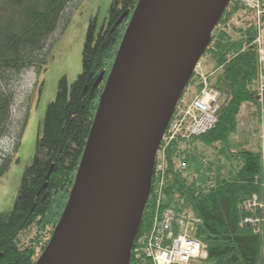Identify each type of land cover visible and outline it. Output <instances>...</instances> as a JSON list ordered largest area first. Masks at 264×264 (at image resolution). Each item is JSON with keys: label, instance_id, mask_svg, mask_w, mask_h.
Returning a JSON list of instances; mask_svg holds the SVG:
<instances>
[{"label": "trees", "instance_id": "obj_1", "mask_svg": "<svg viewBox=\"0 0 264 264\" xmlns=\"http://www.w3.org/2000/svg\"><path fill=\"white\" fill-rule=\"evenodd\" d=\"M138 1L112 0L100 26L96 19L89 20L81 71L71 84L65 77L58 81L12 207L0 213V264H37L47 247L75 182L105 81ZM70 2L0 0V136L11 122L16 80L30 68L39 76L46 70L45 46ZM124 12L126 16L118 22ZM241 14L248 12L239 0L225 4L202 54L210 86L223 95L217 122L199 136L161 142L165 145L162 184L154 169L131 248L142 250L160 195V208L176 214L190 209L198 218L190 227L191 237L205 245L210 264L264 263L261 234L241 225L248 214L242 202L258 192L256 178L261 170L260 128L256 125L252 132L254 141L238 135L242 105L251 103L260 111L256 101L257 52L252 45L256 28L243 20L227 30L230 19ZM100 74L101 81L93 87ZM201 86V79L193 75L182 94L190 88L198 93ZM262 108L264 129V99ZM25 123L17 124L13 149ZM3 154L0 150V175L8 159H3ZM129 264H136L132 253Z\"/></svg>", "mask_w": 264, "mask_h": 264}, {"label": "water", "instance_id": "obj_2", "mask_svg": "<svg viewBox=\"0 0 264 264\" xmlns=\"http://www.w3.org/2000/svg\"><path fill=\"white\" fill-rule=\"evenodd\" d=\"M178 2L138 1L134 13L140 10V14L128 32L134 13L129 21L123 37L124 41L128 34L126 45L122 41L105 81L75 182L37 264H48L68 240L86 202L97 199L103 192L111 194L108 210L76 264H129L160 138L227 0H193L175 35L161 52L160 39ZM126 14L122 13L118 22ZM123 56L127 60L121 70ZM101 79L102 74L93 87ZM108 125L115 126L116 134L106 167L102 135ZM87 151L91 153V165L88 173L82 175Z\"/></svg>", "mask_w": 264, "mask_h": 264}, {"label": "rangeland", "instance_id": "obj_3", "mask_svg": "<svg viewBox=\"0 0 264 264\" xmlns=\"http://www.w3.org/2000/svg\"><path fill=\"white\" fill-rule=\"evenodd\" d=\"M111 2L112 0H71L63 13L59 26L49 37L45 46V51H47L46 70L39 76L34 68H30L22 72L16 80L14 84L15 98L11 106V122L7 131L0 136V150L1 153H4L3 159L8 158L5 170L0 175V213L8 211L12 207L24 169L30 164L35 154L36 142L42 132L45 110L56 96L58 81L65 77L67 83L71 84L81 71V52L89 20L96 19L97 25L100 26L107 16ZM234 18L238 24L249 19L247 14H241L240 18L233 17L231 19ZM230 28L227 26V30ZM232 35L236 36L235 33ZM199 66L205 70L206 58L204 55L200 57ZM194 94L196 93L190 88L183 96L189 99ZM259 112L258 106L251 103L245 104L240 111L238 135L247 142L255 140L256 136L252 132L256 125L261 129ZM253 114L257 115L253 116ZM20 120H25L26 123L19 144L13 149L17 124L22 122ZM260 133L258 135L259 142ZM100 197L101 195L93 201L86 202L81 217L82 213L91 215L90 211L101 201ZM110 201L111 194L104 202L105 209L97 225L104 219ZM87 217H84L85 220ZM97 225L88 243L91 242L98 228ZM88 243L81 253L82 256L74 261L75 264L78 259L84 256Z\"/></svg>", "mask_w": 264, "mask_h": 264}, {"label": "built area", "instance_id": "obj_4", "mask_svg": "<svg viewBox=\"0 0 264 264\" xmlns=\"http://www.w3.org/2000/svg\"><path fill=\"white\" fill-rule=\"evenodd\" d=\"M231 0H227L229 2ZM248 12V21L256 28L253 39L257 52L258 76L256 81V101L260 106L261 133L260 156L261 170L257 176L259 190L242 202V209L248 213L241 220V225L250 226L253 232L261 234L264 240V129H263V99H264V0H239ZM235 19V18H234ZM230 19L228 27L237 25L235 19ZM194 73L201 79L202 86L198 93L189 99L182 97L166 130L162 133V142H170L178 137L199 136L213 128L218 119L222 93L210 86L208 77L199 64ZM154 169L160 175V186L163 177V161L165 145L157 151ZM159 196L142 250L133 247L131 253L136 264H210L207 259L205 245L191 237L190 227L198 222L194 213L187 209L179 214L169 208H160ZM264 246V241H263ZM264 251V249H263ZM264 264V263H263Z\"/></svg>", "mask_w": 264, "mask_h": 264}, {"label": "bare ground", "instance_id": "obj_5", "mask_svg": "<svg viewBox=\"0 0 264 264\" xmlns=\"http://www.w3.org/2000/svg\"><path fill=\"white\" fill-rule=\"evenodd\" d=\"M192 1L193 0H179L176 9L170 19L169 25L160 39L159 50L161 52L165 49V46L168 45L174 33L180 26L182 19L184 18L185 14L188 12V9L191 6ZM139 14H140V10L134 13L130 26L128 28V32L134 26L136 20L138 19ZM127 36H125L123 45H126ZM126 60H127V56H123L121 58V66H120L121 70L123 69ZM115 134H116L115 126L108 125L105 127L102 135V142L105 146L106 167L110 163ZM90 165H91V153L87 151L82 161V166H81L82 175H86L88 173L90 169ZM109 194L110 192L109 193L103 192V194L101 195V201L92 208V211L89 210L91 214L90 216L89 214L83 215V213H82V217L80 215V217L77 220V223L75 224L73 230L70 233L68 240L62 245L58 253H56V255L48 262V264H73L74 261L81 255V253L85 249L84 248L85 245H87L90 237L93 235V231L95 230V227L100 217L102 216V213L104 212L105 209L104 202L108 199ZM85 216H88L87 220H85L84 218Z\"/></svg>", "mask_w": 264, "mask_h": 264}]
</instances>
